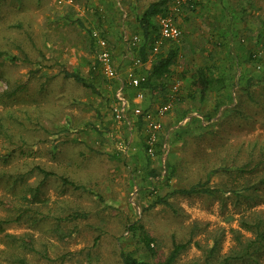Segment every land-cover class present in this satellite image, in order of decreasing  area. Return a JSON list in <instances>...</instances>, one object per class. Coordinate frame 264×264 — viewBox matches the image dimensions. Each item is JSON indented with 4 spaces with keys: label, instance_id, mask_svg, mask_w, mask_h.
<instances>
[{
    "label": "rangeland",
    "instance_id": "1",
    "mask_svg": "<svg viewBox=\"0 0 264 264\" xmlns=\"http://www.w3.org/2000/svg\"><path fill=\"white\" fill-rule=\"evenodd\" d=\"M156 1L0 0V122L10 135L0 136V154L9 157L6 165L0 162V175L26 173L38 164L103 198L100 201L92 194L64 191L53 179L44 188L50 205L58 201L90 213L86 222L75 225L78 234L60 241L48 233L45 224L9 227L8 234L33 236L51 260L69 252L65 264H119L118 252L126 248L140 259L155 261L128 232V225L135 222L155 239L158 259L167 257L173 238L188 240L194 226L200 229L194 241L206 247L211 245L212 234L222 232L221 253L227 255L235 245L233 231L251 237L242 229L241 220L254 212L264 216V200L254 208H237L227 196L172 197L173 209L149 207L155 198L197 183L224 158L242 163L252 144L264 149V0H194V10L181 13H174L172 0L166 15L172 17L182 37L177 42L163 41L162 47L179 48L173 76L166 89L143 91L145 98L139 104L135 101L137 91L127 88L128 122L115 121L112 106L120 86L131 75L147 77L158 57L150 53L147 64L136 66L138 51L130 46L134 36L143 41L138 20ZM159 17L154 20L158 25ZM91 31L105 33L120 76V81L114 82L96 71V92L60 73L66 67L89 77L98 53ZM12 57L19 61L10 62ZM199 69L223 78L225 87L202 99L191 82ZM36 70L40 72L31 76ZM250 78L256 82L251 88L253 99L243 90ZM18 87L23 90L15 97H1ZM169 102L172 110L159 119L162 129L157 142L163 135L174 139L172 134L181 127H185L183 136L174 139V146H167L164 155L148 156L144 145L150 131L146 125H138L134 109L155 113ZM209 114L213 120L205 121L202 129L195 119L204 120ZM166 162L177 169L169 182L144 180L151 169L161 170ZM36 180L32 177L29 184ZM12 185L13 180L0 185V199H11L8 190ZM261 192L264 194V188ZM8 214L0 206V217ZM98 236L101 239L96 246ZM26 257L34 264H52L32 254ZM177 264H205V255L192 244Z\"/></svg>",
    "mask_w": 264,
    "mask_h": 264
},
{
    "label": "trees",
    "instance_id": "2",
    "mask_svg": "<svg viewBox=\"0 0 264 264\" xmlns=\"http://www.w3.org/2000/svg\"><path fill=\"white\" fill-rule=\"evenodd\" d=\"M171 1L158 0L150 4L138 20L143 41L135 49L138 51L137 59H140L143 65L148 63L149 55L150 53L152 54L155 41L160 37L159 25L154 20L160 15H166ZM194 7L195 2L193 0L188 5H183V11L189 9L194 10ZM78 24L79 27L83 28L82 23L78 21ZM93 32L91 31L89 33L92 38V44L94 45L96 42L93 39ZM155 34L158 36L153 39ZM102 35L105 36V33L103 32ZM178 56L179 48L177 46H172L167 50H164L162 47V52L152 63L146 82L141 85V90H148L150 93H155L159 90L166 89L168 81L173 76V67L177 62ZM9 60L12 63L19 61L15 57L9 58ZM96 71H101L98 60L91 67L88 78L82 76L78 71H69L66 67H62L60 73L65 79H71L82 87L96 92V85L94 83L97 77L96 74H98ZM39 72L36 70L30 74L33 76ZM262 79L264 81V77ZM191 82L194 88L200 92L202 99H205L212 91H221L226 85L223 78L218 77L215 73L207 69H199L192 77ZM255 84V80L250 78L243 88L244 93L249 95L251 99H253L251 88ZM22 90L23 87H18L13 91L11 89L10 91H6L1 97L9 99L15 97ZM1 101L2 99H0ZM146 114L147 112L145 111L143 115L137 117L138 125H145L144 118ZM193 120L194 118L191 119V121ZM195 120L202 129H205V121L211 122L213 117L209 114L204 117V120ZM184 128L181 127L174 131L172 134L174 139L183 136ZM0 136L10 137L1 122ZM174 139L167 138L164 135L159 137L158 142L154 146L155 154L158 156L164 155L167 146H174ZM144 146L147 155L150 156L148 154L149 145L147 142ZM251 146V150L242 163L237 162L235 158H224L222 163L214 165L206 172L205 177L197 181V183L187 188L173 189L167 196L155 198L149 207L165 206L173 209L174 205L170 202V198L194 196L209 199H225L227 196L228 199L233 200L237 208L243 205L249 209L256 207L260 201L264 200V194L261 192L264 188V149L258 150V143H254ZM112 159L117 160V157L113 155ZM0 162L6 165L9 162V157L0 154ZM168 164L169 162H166L165 168L161 170L156 168L151 169L144 180L150 182L156 180L162 183L169 182L177 173V169L173 165ZM258 173L260 175L256 177L255 175ZM34 176L37 177L36 182L29 184V180ZM215 178L219 180L213 182ZM53 179L61 183L57 181L64 191L71 190L73 192L92 194L100 201H103L100 194L95 193L87 186L76 182L66 175L59 174L55 170L44 168L38 164L32 165L29 172L26 173L20 172L18 175L1 174L0 185L3 182L13 180V185L8 190L13 196H11V199H7V197L0 199V206L9 213L7 217H0V237L3 238L1 242L4 245L3 248H0V264H34L27 259L26 255L28 254L35 255L38 259L49 260L52 264H65L70 260L71 254L69 252L51 260L47 255L48 252L46 250H40L36 245L34 237L29 234L17 236L7 233L9 227L14 225H28L35 228L45 224L48 225V233L60 241L71 240L78 234L75 225L86 222L90 218V213L80 207L72 208L71 205L63 202L59 203L56 201L54 205H50L44 188ZM222 201L225 203L226 200ZM72 224L75 227H69ZM240 225L242 229L251 234V237L247 238L240 231H233L235 245L227 255L221 253L224 236L222 232L212 234L209 239L211 245L206 247L201 245L199 241H194L195 232L200 230L198 226H194V231H192L191 237L188 240L179 241L173 238L172 248L167 257L165 259H158V250L154 247L155 239L148 234L145 227L139 222L130 223L127 227L128 232L137 237L139 244L143 246L145 252L150 254L155 261L140 259L134 252L126 248H121L118 252L119 264H177L181 256L192 247V244L203 251L205 264H261L264 261L263 214L254 212L250 216L244 217ZM100 239V236H98L95 239L94 245L97 246Z\"/></svg>",
    "mask_w": 264,
    "mask_h": 264
},
{
    "label": "built area",
    "instance_id": "3",
    "mask_svg": "<svg viewBox=\"0 0 264 264\" xmlns=\"http://www.w3.org/2000/svg\"><path fill=\"white\" fill-rule=\"evenodd\" d=\"M193 0H175L173 11L174 13H181L183 11V5H188ZM159 39L155 41V45L152 51L154 56L159 55L162 52V42H177L182 37V31L175 24L171 16H161L159 18ZM93 39L95 40L98 48L97 60L99 61L101 71L110 81L118 82L120 81V76L116 71L112 53L109 49L108 41L105 36L99 31L93 32ZM141 44V38L139 36H134L130 40V46L137 48ZM135 65L140 66L142 62L140 59L135 60ZM147 80L146 76H130L125 84H122L117 92V101L112 106V114L116 122L123 123L128 122L129 115V102L125 96V91L127 88H131L136 92L135 101L138 103L143 102L145 98L144 92L141 90V85ZM178 87L174 90L177 91ZM172 110V104L166 103L160 106L155 113H147L145 115L144 121L147 129L150 131L148 138L149 150L148 154L150 156H155V144L157 142V133L162 129V125L159 119L164 117ZM135 116L143 115L144 111L140 108L134 109Z\"/></svg>",
    "mask_w": 264,
    "mask_h": 264
},
{
    "label": "crops",
    "instance_id": "4",
    "mask_svg": "<svg viewBox=\"0 0 264 264\" xmlns=\"http://www.w3.org/2000/svg\"><path fill=\"white\" fill-rule=\"evenodd\" d=\"M134 91H135V90H134ZM125 96H126L128 102H129V99H128V97H127V92H125ZM136 104H139V103L136 102ZM130 108H131V107H130ZM129 111H130V109H129ZM131 111H132V110H131Z\"/></svg>",
    "mask_w": 264,
    "mask_h": 264
}]
</instances>
